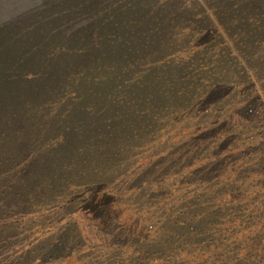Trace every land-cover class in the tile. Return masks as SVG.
<instances>
[{
	"label": "rangeland",
	"instance_id": "1",
	"mask_svg": "<svg viewBox=\"0 0 264 264\" xmlns=\"http://www.w3.org/2000/svg\"><path fill=\"white\" fill-rule=\"evenodd\" d=\"M153 1L126 15L143 25L144 38L130 39L124 29L113 39L41 33L26 39L20 36L29 30L11 29L0 39V264H139L134 242L145 247L175 228L162 187L177 196L189 187L176 182L181 149H197L191 135L213 130L222 100L240 103L229 95L255 85L248 81L255 67L264 72V14H244L242 0ZM110 17L99 18V32L113 28ZM209 27L219 33L209 34ZM14 34L19 38L8 37ZM33 45L41 48L37 55ZM104 45L109 50L102 53L97 47ZM244 65L249 71L240 73ZM188 72L209 82L194 107L214 110L199 121L190 112L160 119L167 86L175 108L180 89L195 90ZM156 78L160 88L146 92L144 84ZM144 111L158 113L159 121ZM248 226L229 233L241 238ZM159 242L149 248L158 251Z\"/></svg>",
	"mask_w": 264,
	"mask_h": 264
},
{
	"label": "trees",
	"instance_id": "2",
	"mask_svg": "<svg viewBox=\"0 0 264 264\" xmlns=\"http://www.w3.org/2000/svg\"><path fill=\"white\" fill-rule=\"evenodd\" d=\"M150 1L154 5L155 2ZM242 1L244 3L242 2L241 6L246 7L244 14L253 12V9L258 10L261 15L264 14L262 12L264 5L258 1ZM120 2V0H0V39H4L11 29H17L22 33L26 30L35 33L26 31L24 36H20L26 39L28 35L31 38V35L33 37L41 33L52 38L71 36L96 40L99 37L103 40L121 35L118 32L124 29V35L129 32L130 39L144 38L146 34L138 36L146 30L140 28L143 25L138 21L133 24V20L131 23L127 22L126 15L136 16L138 8H146L149 0L124 5H120ZM250 5L254 6L248 8ZM158 6L166 7L164 4ZM239 6L240 2L238 8ZM239 13L240 11H236L235 15L238 16ZM107 14H110V18L115 17L114 21L116 19L113 28L99 32V27H104L99 24V18ZM38 20L41 23L37 24ZM206 29L209 34L215 36L219 33L217 28ZM148 33L149 39L156 36L152 34L153 30ZM10 36L19 38L15 34L8 37ZM112 44L115 46L117 43ZM125 44L129 45L130 41H126ZM32 47L35 55L41 51L38 45ZM97 48L102 53L109 50L105 45ZM14 50L15 48L11 52ZM112 52L114 51L108 53ZM131 52L132 49H128L126 54ZM255 55L259 57L261 54L258 52ZM23 57L24 61L30 60L25 55ZM230 64L235 65L233 60ZM6 66L5 64L2 68L5 69ZM128 66L122 65L120 69L123 68L122 71H125ZM245 69L246 65L240 73L249 71ZM198 74L200 73L186 74L189 79L192 78L190 84H193L195 90L180 89V96H176L180 97L177 108L170 106L171 99L175 96H169L173 93V88L167 86L168 97L161 106L160 119L168 118L169 121H173L179 116H187L186 112H190L196 114L194 120L199 121L214 110L210 108V104L204 103L202 106L194 107V103L198 101L196 96L206 95L210 90L207 85L209 82L204 83V77ZM251 80L255 85L241 84L229 95L232 99H240V103L231 101L225 104L227 97L222 100L223 105L216 111L219 114L215 116L217 118L213 130H208L212 129L208 126L209 128L202 130L200 128L197 133L191 135L194 136L191 140L199 144L197 149L194 148L192 153L188 154L185 147L181 149L180 155L183 156L176 173V182L187 183L189 185L185 189L187 192L183 189L178 190L177 196L175 190L168 186L162 187L165 196L171 198L167 199L164 209L167 218H170L168 222L174 224L175 228L163 233L161 238H151L149 241L151 244L147 243L145 247L142 243L134 242L136 263L139 261V264H264V72H259L255 67V73L252 72L248 77V81ZM157 83L156 78L144 84V89L147 92L157 86L160 88ZM181 96L185 98L181 99ZM227 107L232 109V112L228 111ZM142 114H147V118L154 122L159 121L158 113L150 114L144 111ZM197 124L203 126L202 123ZM228 158L235 160L231 162L226 160ZM173 197L175 200H172ZM248 224L249 235L238 238L229 233L235 230L236 226ZM135 228L136 226L130 228L131 233L136 232ZM157 240H160V248L158 251H152L149 247Z\"/></svg>",
	"mask_w": 264,
	"mask_h": 264
}]
</instances>
